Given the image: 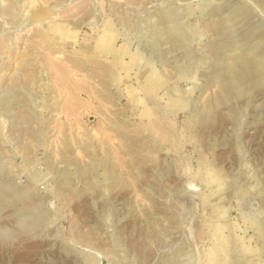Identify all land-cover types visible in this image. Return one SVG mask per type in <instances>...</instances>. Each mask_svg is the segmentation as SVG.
Segmentation results:
<instances>
[{"label": "rangeland", "instance_id": "1", "mask_svg": "<svg viewBox=\"0 0 264 264\" xmlns=\"http://www.w3.org/2000/svg\"><path fill=\"white\" fill-rule=\"evenodd\" d=\"M0 264H264V0H0Z\"/></svg>", "mask_w": 264, "mask_h": 264}, {"label": "bare ground", "instance_id": "2", "mask_svg": "<svg viewBox=\"0 0 264 264\" xmlns=\"http://www.w3.org/2000/svg\"><path fill=\"white\" fill-rule=\"evenodd\" d=\"M107 43H109V39L107 38ZM230 46V45H229ZM109 49H106L105 50V52H107ZM235 50V49H234ZM231 51V50H230ZM117 55V57L120 59V62L122 61V59H123V56L125 55V52H123V51H121L120 53H118V54H116ZM226 55H228V54H226ZM225 55V56H226ZM232 56V55H231ZM242 58V56L241 55H239V58ZM230 65V64H229ZM100 255V254H99Z\"/></svg>", "mask_w": 264, "mask_h": 264}]
</instances>
